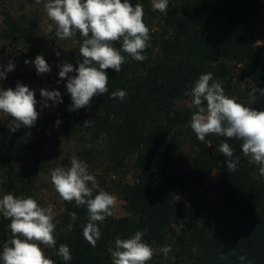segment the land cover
Listing matches in <instances>:
<instances>
[{"label": "trees", "instance_id": "1", "mask_svg": "<svg viewBox=\"0 0 264 264\" xmlns=\"http://www.w3.org/2000/svg\"><path fill=\"white\" fill-rule=\"evenodd\" d=\"M10 1L0 0V66L11 61L15 68L0 80V87L15 89L19 82L35 90L37 101L38 88L56 90L63 103L42 106L30 129L11 132V117L0 120V198L11 192L36 199L35 155L46 149L51 166L60 167L73 151L100 186L121 200L127 214L108 217L92 247L81 228L87 222L86 206L60 200L56 249H46V255L65 264L56 251L66 244L72 255L67 264H111L115 238L146 229V242L157 249L171 245L169 255L175 256L174 261L166 259L158 251L148 264H240L239 255L264 264V177L243 156L240 140L215 134L204 142L196 138L190 127L195 108L191 97L184 95L200 74L211 72L226 95L264 110V97L257 93L253 104L248 97L253 87L264 88V0H169L166 15L153 10V0H130L133 6L143 5L150 29L147 59L137 62L122 53L126 57L122 70H106L108 92L77 111H69L67 79L61 80L58 73L65 61L78 67L80 34L61 40L54 33L57 43L68 40L72 47L65 59L53 60L47 77L37 79V71L30 73L25 64L24 52L30 43L40 53L35 21L13 17ZM114 46L120 48L121 43ZM117 89L127 92L123 101L110 99ZM86 120L93 125L84 127ZM36 128L37 137L27 138ZM64 140L65 145L72 143L70 148H64ZM221 142L229 143L234 157L240 158L235 173L228 172L227 157L218 151ZM213 172L219 179L210 193L205 187ZM71 212L77 213L74 223ZM9 223L0 215V251L10 235ZM232 250L236 255H229ZM221 253L226 259H219Z\"/></svg>", "mask_w": 264, "mask_h": 264}, {"label": "clouds", "instance_id": "2", "mask_svg": "<svg viewBox=\"0 0 264 264\" xmlns=\"http://www.w3.org/2000/svg\"><path fill=\"white\" fill-rule=\"evenodd\" d=\"M42 4L46 16L45 30L54 31L61 40L80 34L82 42L79 55L82 58L78 67L63 62L58 73L61 80L67 79L66 89L70 94L72 104L69 111H77L90 106L96 95L108 92L109 77L107 69L117 73L122 70L126 53L132 60L143 62L144 54L150 46V29L144 21V9L140 3L133 6L130 0H35ZM169 0H153V10L167 14ZM121 43V47L114 45ZM59 56V52H57ZM32 63L38 74H45L51 68L43 55L38 54ZM15 65L9 61L0 66V80L6 79V74L13 71ZM76 72L75 76H68ZM257 93L264 97V88L253 87L248 92L249 102H256ZM35 90H30L19 82L15 89L0 87V112L11 117L8 124L11 132L21 127L31 128L35 125L39 112L36 110L37 100ZM191 97V105L195 108L190 118V127L196 138L204 142L206 136L215 134L228 139L242 142L241 151L250 164L258 167L259 175L264 177V110L254 109L239 102L235 97L226 95L222 83L214 79L211 72L199 75L190 91L184 92ZM44 101L43 107H48V101L53 104L63 103L61 93L56 90H40ZM127 92L117 89L111 93L110 99L123 101ZM57 125L60 121L58 120ZM93 121H85L84 127H91ZM218 151L227 157L228 172L238 171L239 157H234V150L227 142H221ZM51 184L64 202H74L76 207L86 206L87 222L81 224L84 239L95 247L100 240L101 227L108 217L114 215L117 197L104 190L95 175L89 171L88 164L72 156L69 166H60L51 170ZM0 215L10 220L8 228L10 235L2 244L0 262L2 264H56V261L46 255V249H56L55 232L58 221L52 204L41 206L35 198L17 197L9 192L0 198ZM70 219L74 223L78 217L71 212ZM73 223L68 224L72 230ZM145 230L136 231L128 238H115L114 248L110 249L111 264H148L157 252H162L166 259L175 260L170 256L172 246L154 248L144 240ZM193 253L196 248L192 249ZM62 260H72L70 248L60 244L56 251ZM229 255H236L235 250ZM240 264H253L245 255H239ZM219 259H226L221 253Z\"/></svg>", "mask_w": 264, "mask_h": 264}, {"label": "rangeland", "instance_id": "3", "mask_svg": "<svg viewBox=\"0 0 264 264\" xmlns=\"http://www.w3.org/2000/svg\"><path fill=\"white\" fill-rule=\"evenodd\" d=\"M8 8H10V12L13 17H16L17 19H19L20 17L23 16L26 19L25 23L31 19L35 21L34 33H35L36 38H39L38 42L41 47L38 50V52L40 53H37L35 48H33V46L30 43L28 45H25L24 52L27 56V60L34 61L35 57L38 54H40V55H43V57L45 58V60L47 61V63L49 64L51 68L53 60L60 61L61 59L62 60L65 59L67 53L70 51L72 47V42L68 40H64L63 44H59L54 39V31L52 33H48L45 30L46 26L44 25V20L46 19V16H45L42 4L35 3V0H31V1L12 0L10 1V4H8ZM1 21H2V15L0 14V26H1ZM259 43L260 41H258V44ZM57 52H59V56H57ZM27 66L29 68L30 73L36 70L32 63L27 64ZM49 73L50 72L45 73V74H37L36 78L37 79L45 78L49 75ZM42 89L50 90L48 88H42ZM38 90L40 91L41 88H38ZM38 99L39 100L37 101L36 110L39 112V116H40V112H41L40 108L43 106L44 101L42 100L40 95H38ZM47 103L51 104V101H48ZM7 117H8L7 114L0 112V120L5 121ZM38 132H39L38 128L31 129L27 133V138H36L38 135ZM65 143L66 142L64 140L62 142V145L64 146V148L65 147L70 148V146L72 145V143L66 144V145ZM68 154L69 155H65L66 161L63 164H61V166H69V158L74 156V154H73V151L72 153H68ZM48 155H49V151L46 149L43 151H39L35 155L37 159L36 160L37 167L39 169L38 183H37V190H36L37 191L36 200L41 206H47L48 204H52L54 207V212L56 213L60 205L61 198L56 193V191L54 190L51 184L50 173H51V170H53L56 167L51 166V161L49 160ZM30 162L32 163L34 162L33 154L30 155ZM218 179H219L218 173L213 172L205 188H208L210 192L213 183L216 182ZM128 181H130L129 177H128ZM114 214H115V217L117 218L124 217L127 215L123 208V203L118 198H117V204L114 208Z\"/></svg>", "mask_w": 264, "mask_h": 264}]
</instances>
